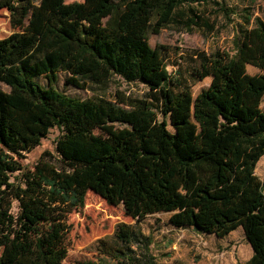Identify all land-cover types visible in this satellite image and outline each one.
Here are the masks:
<instances>
[{"label":"trees","instance_id":"16d2710c","mask_svg":"<svg viewBox=\"0 0 264 264\" xmlns=\"http://www.w3.org/2000/svg\"><path fill=\"white\" fill-rule=\"evenodd\" d=\"M224 2L0 0L22 30L0 40L9 88L0 89V264H63L69 216L89 192L137 222L168 213L175 229L218 238L242 227L253 249L245 264H264V178L255 173L264 157V22L247 18L232 55L197 54L193 76L211 84L196 97L170 73L167 49L149 43L172 24L213 31L197 7ZM62 74L80 89L117 76L149 93L80 99L57 88ZM116 123L131 130L96 132ZM55 128L58 159L45 152L25 168ZM152 244L138 223H120L99 252L116 264H159Z\"/></svg>","mask_w":264,"mask_h":264},{"label":"rangeland","instance_id":"374dc122","mask_svg":"<svg viewBox=\"0 0 264 264\" xmlns=\"http://www.w3.org/2000/svg\"><path fill=\"white\" fill-rule=\"evenodd\" d=\"M83 1L67 0L68 3ZM197 10L205 19L210 20L213 31L202 28L190 32L181 25L172 24L162 29L159 34L151 35L149 39L153 48L164 46L167 49L166 62L170 73L185 81L194 97L211 84V78L199 80L193 76L194 69L199 66L197 54L210 55L217 51L231 55L235 53V41L240 31L247 26V18L251 17L252 24L256 19L264 22V0H226L220 6L204 5L197 7ZM11 19L8 10L0 11V40H6L22 31L12 26ZM247 71L251 75L261 73L252 66H248ZM65 80L66 76L62 74L57 88L80 99L105 98L115 102L118 92L136 99H145L149 93L145 85L128 83L117 76L101 83H88L85 89L67 85ZM39 81L46 84L44 79ZM0 89L9 90L2 83ZM261 108L264 111V98ZM130 130L128 124L116 123L102 126L96 132L107 136H122ZM61 135L60 129H52L41 146L25 155L22 165L33 170L45 152L58 159L56 142ZM255 173L260 179L264 178V157L258 162ZM12 180H15L14 177ZM13 212H18L17 204H14ZM170 216L168 213H159L137 222L125 215L123 206L109 205L100 196L89 192L85 207L69 216V255L63 264H82L88 261L116 264L100 254L99 241L112 236L120 223H138L142 231L151 236L152 253L159 264H245L253 256V249L242 227L224 238H218L215 235L199 233L192 228L175 229L169 223Z\"/></svg>","mask_w":264,"mask_h":264}]
</instances>
